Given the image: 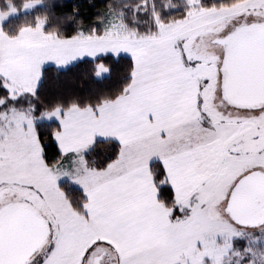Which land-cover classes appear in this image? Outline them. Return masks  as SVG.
<instances>
[{
    "label": "snow or ice",
    "instance_id": "1",
    "mask_svg": "<svg viewBox=\"0 0 264 264\" xmlns=\"http://www.w3.org/2000/svg\"><path fill=\"white\" fill-rule=\"evenodd\" d=\"M151 15L155 35L115 26L45 34L26 53L43 60L23 92L6 69L20 42L0 35L6 118L19 95L38 94L44 60L94 62L97 78L111 71L106 61L126 59L130 70L110 103L39 117L33 106L31 119L0 133V264H222L241 240L238 264L264 258V234L244 239L264 232V0H186L177 31L166 9L152 4ZM37 119L62 136L45 143ZM106 141L103 163L91 167L92 148ZM69 157L82 159V178L64 167ZM13 167L18 178L4 179Z\"/></svg>",
    "mask_w": 264,
    "mask_h": 264
},
{
    "label": "trees",
    "instance_id": "2",
    "mask_svg": "<svg viewBox=\"0 0 264 264\" xmlns=\"http://www.w3.org/2000/svg\"><path fill=\"white\" fill-rule=\"evenodd\" d=\"M241 1L243 0H238V3ZM29 2L37 0H0V12L5 13L9 6L19 12L4 22L3 34L8 38H16L22 29L34 28L39 20L44 22L43 33L58 39L69 37L78 30L91 33L95 28L96 32L100 33L104 30V24L110 15L118 16L130 31L138 30L141 34L154 35L152 4L161 12L167 10L165 16L167 25L172 24L186 6L183 0H148L147 5L144 0H39L37 7L29 13L22 14L21 9ZM204 2L210 4L212 0ZM105 63L111 71L101 79L96 78V63L87 60L78 61L64 70H58L53 66L44 67L39 80L38 94L20 95L11 111L28 113L32 118L33 106L37 110L35 116L39 117L41 112L52 111L58 106L67 108L75 104L83 108L88 104L112 102L122 94L128 83L130 70L126 59ZM0 102L4 104L3 99H0ZM2 114L4 112H0V117ZM36 127L45 133V143L48 142L49 133L57 132L54 122H37ZM110 149L111 144L107 141L95 145L89 154V165L97 167L103 163L104 154ZM70 195L74 200L79 199L76 194ZM242 247L243 240L234 242V249L240 251Z\"/></svg>",
    "mask_w": 264,
    "mask_h": 264
},
{
    "label": "rangeland",
    "instance_id": "3",
    "mask_svg": "<svg viewBox=\"0 0 264 264\" xmlns=\"http://www.w3.org/2000/svg\"><path fill=\"white\" fill-rule=\"evenodd\" d=\"M186 5V0H183ZM245 0L239 2L244 3ZM25 5H31L26 7ZM21 9V13H29L34 7H37L39 4L38 2H29L25 4ZM232 8H236L237 5L234 4L231 6ZM8 13L2 14L0 12V20H4L6 22L10 18L15 17L19 12L13 8L12 6L8 7ZM6 11V12H7ZM207 11H213V9H208ZM6 18V19H5ZM42 20L37 21V24L34 28H25L22 29L16 38H9L10 42H20L16 44L15 47L9 49V57L6 61V69L7 74L10 76L12 80V87L17 88L19 92H23L24 88L30 86L31 84L35 83V75L37 71V63L39 60H43V57L37 56H29L26 55L28 52H33L37 49L42 47V37L45 35L42 31L44 22L41 26ZM115 26V30L119 32L121 35H127L129 33H133L134 31L128 30L125 25L122 23L121 19L118 16L110 15L107 17L106 22L104 24V29ZM171 31H177V27L174 24H170ZM0 35H4L0 33ZM155 35V34H154ZM53 39H58L54 36H51ZM78 61H72L67 66L58 67L55 61L52 60H44L41 64V70L47 66H53L58 70H64L67 67L75 64ZM107 76V75H106ZM106 76H101L97 79H101ZM20 96V95H19ZM2 104V102H0ZM19 119H31L28 113H17L11 111L8 117H5V113L0 117V133L5 132V129L8 128L10 121H15ZM37 122H53L48 119H37ZM34 140V134L32 136ZM54 168L56 166H53ZM64 167L73 174H77L80 170H82V159H77L74 163L71 160H66ZM65 172L63 169L57 172V175H64ZM3 178L4 179H16L18 178L15 168H5L3 171ZM264 234L261 230H248L244 233V239L250 240L253 235L259 236ZM239 250L234 249L233 247L228 250L227 254L224 255L222 264H238L240 261V255H238ZM251 258V257H249ZM256 264H264V258H262L259 254L255 257Z\"/></svg>",
    "mask_w": 264,
    "mask_h": 264
},
{
    "label": "crops",
    "instance_id": "4",
    "mask_svg": "<svg viewBox=\"0 0 264 264\" xmlns=\"http://www.w3.org/2000/svg\"><path fill=\"white\" fill-rule=\"evenodd\" d=\"M1 13H2V12H1ZM6 13H8V11L5 12V13H2V14H6ZM57 134L62 136V134H59L58 132H57ZM67 143H68L69 145H71V144L74 143V141L71 140V139H69V140L67 141ZM68 160H71V161L74 163L77 159H74V158H72V157H69ZM77 174H79V177H80V178L83 177L82 170H80Z\"/></svg>",
    "mask_w": 264,
    "mask_h": 264
}]
</instances>
